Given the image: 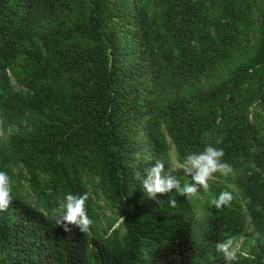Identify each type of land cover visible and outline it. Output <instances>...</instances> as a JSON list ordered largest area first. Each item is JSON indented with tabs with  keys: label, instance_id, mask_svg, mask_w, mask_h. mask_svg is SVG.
<instances>
[{
	"label": "trees",
	"instance_id": "obj_1",
	"mask_svg": "<svg viewBox=\"0 0 264 264\" xmlns=\"http://www.w3.org/2000/svg\"><path fill=\"white\" fill-rule=\"evenodd\" d=\"M209 146L230 174L148 199ZM0 171V264H264V0H0Z\"/></svg>",
	"mask_w": 264,
	"mask_h": 264
},
{
	"label": "clouds",
	"instance_id": "obj_2",
	"mask_svg": "<svg viewBox=\"0 0 264 264\" xmlns=\"http://www.w3.org/2000/svg\"><path fill=\"white\" fill-rule=\"evenodd\" d=\"M224 151L214 147H207L203 152L188 155L181 167L186 170V174L191 177V183L181 185L180 180L175 176L170 175L165 170V164L161 161L155 164L147 171L145 176L137 174V179L142 181L144 193L148 199H156L157 194H168L175 190L184 196H193L198 194L201 189L207 190L208 180L214 173L221 175H228L232 172L229 164L222 162ZM88 199L87 194L75 196L68 194L64 198L62 204V213H57L54 217L58 227H62L65 232L71 231L70 226H75L80 231H86L92 224V220L87 215L85 209V202ZM233 199L231 192L224 191L215 198L212 203L219 209L222 206H227ZM12 200L10 179L6 172L0 171V210L8 207ZM176 200L170 199L169 204L171 207H176ZM106 216H109L105 212ZM122 218H118L112 230L119 228ZM231 241L218 245V250L224 253L228 252ZM237 244V243H236ZM236 246V245H235ZM234 246V247H235ZM239 248V246H238ZM238 248L232 253L236 252ZM231 253V255H232Z\"/></svg>",
	"mask_w": 264,
	"mask_h": 264
},
{
	"label": "rangeland",
	"instance_id": "obj_3",
	"mask_svg": "<svg viewBox=\"0 0 264 264\" xmlns=\"http://www.w3.org/2000/svg\"><path fill=\"white\" fill-rule=\"evenodd\" d=\"M240 243H241V240H239V241L237 242L236 246L233 248V251H235V250L238 248V246L240 245Z\"/></svg>",
	"mask_w": 264,
	"mask_h": 264
}]
</instances>
